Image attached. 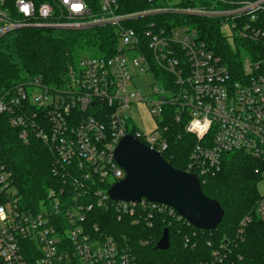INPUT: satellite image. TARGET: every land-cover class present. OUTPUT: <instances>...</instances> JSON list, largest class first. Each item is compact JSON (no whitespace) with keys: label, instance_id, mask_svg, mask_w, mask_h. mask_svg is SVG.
<instances>
[{"label":"built area","instance_id":"built-area-1","mask_svg":"<svg viewBox=\"0 0 264 264\" xmlns=\"http://www.w3.org/2000/svg\"><path fill=\"white\" fill-rule=\"evenodd\" d=\"M97 1L96 11L90 0H0V38L26 27L106 25L117 37L112 54L81 60L66 89L36 77L0 90V113L25 142L32 135L48 146L54 174L73 185L50 187L35 203H21L11 192L12 172L0 164V264H139L127 245L90 223L91 211L112 205L149 226L157 216L183 219L166 204L108 195L125 176L114 159L124 135L161 155L168 149L165 106L195 138L184 171L199 181L218 170L228 152L264 162V0H143L144 7L132 10H121L119 0ZM200 20L216 21L234 48V38L249 40L259 48L255 57L229 67L211 49ZM140 74L150 83L139 84ZM96 101L104 107H94ZM140 104L154 121L151 130L137 125ZM255 214L264 220V195Z\"/></svg>","mask_w":264,"mask_h":264},{"label":"trees","instance_id":"trees-1","mask_svg":"<svg viewBox=\"0 0 264 264\" xmlns=\"http://www.w3.org/2000/svg\"><path fill=\"white\" fill-rule=\"evenodd\" d=\"M14 0H7L8 4ZM35 3L51 0H33ZM94 9L98 1L90 0ZM121 10L145 6L143 0H119ZM203 35L211 49L229 67L238 69L244 55L255 57L259 48L249 40L234 38V47L221 32L214 20H200ZM116 31L112 26L91 28L26 27L0 38V90L31 81L36 77L53 89H66L77 75L76 58L83 49H94L103 55L116 51ZM249 43V44H248ZM241 44V48H236ZM155 72L162 69L153 65ZM104 107L100 102L92 104ZM171 107H164L168 124L165 132L169 145L163 152L164 160L174 168L185 170L195 138L184 131L176 121ZM82 112V115H86ZM133 132V130L131 131ZM53 153L38 138L29 136L25 142L20 128L12 125L6 113H0V164L12 172V184L21 203L32 204L46 195L50 187L70 190L73 186L67 177L53 172ZM258 169V173L254 170ZM264 177V162L242 152H228L222 156L218 170L200 178L203 193L218 200L224 210L216 229L197 230L183 219L155 217L149 226L143 220L118 212L112 205L107 208L94 206L90 223L99 231L127 245L139 264H264V220L255 214L256 201L261 197L257 179ZM95 201V199H93ZM248 218L244 225L240 222ZM169 230V247L153 249L163 229ZM175 230V237L170 229ZM146 240L147 245H140Z\"/></svg>","mask_w":264,"mask_h":264},{"label":"water","instance_id":"water-1","mask_svg":"<svg viewBox=\"0 0 264 264\" xmlns=\"http://www.w3.org/2000/svg\"><path fill=\"white\" fill-rule=\"evenodd\" d=\"M114 159L125 176L108 189L112 200L137 202L144 198L166 204L197 230L211 231L219 225L224 210L218 200L203 193L195 174L174 168L131 134L120 139ZM168 247L169 230L165 227L153 249Z\"/></svg>","mask_w":264,"mask_h":264},{"label":"rangeland","instance_id":"rangeland-1","mask_svg":"<svg viewBox=\"0 0 264 264\" xmlns=\"http://www.w3.org/2000/svg\"><path fill=\"white\" fill-rule=\"evenodd\" d=\"M231 43H233V41H230ZM102 54H100L99 52H96L94 49H83L81 50L76 58V65H77V69L79 72V69L82 67L81 65V60L83 58L86 57H97V56H101ZM245 56V55H244ZM150 77L149 75H139V79L138 82L139 84H141L142 86H145L147 83H150ZM37 88H33L30 86H27V90L28 92H30L31 90L33 91H37ZM140 118L137 116V118H135V120L137 121V125L139 126L140 129H144V130H151L155 125H154V121L153 119H151V117L149 116V110L148 107L144 104H140L138 107V111ZM257 190L258 193L260 195H264V177L262 178H258L257 179ZM11 192H15V189L12 187L11 188ZM171 232V236L175 237V230L170 229ZM140 245L146 246L147 245V241L146 240H140L139 241Z\"/></svg>","mask_w":264,"mask_h":264}]
</instances>
